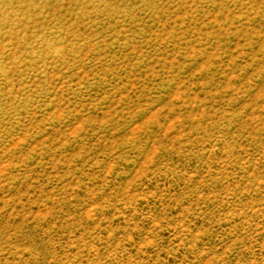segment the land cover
I'll return each mask as SVG.
<instances>
[{
    "label": "rangeland",
    "instance_id": "obj_1",
    "mask_svg": "<svg viewBox=\"0 0 264 264\" xmlns=\"http://www.w3.org/2000/svg\"><path fill=\"white\" fill-rule=\"evenodd\" d=\"M0 264H264V0H0Z\"/></svg>",
    "mask_w": 264,
    "mask_h": 264
}]
</instances>
